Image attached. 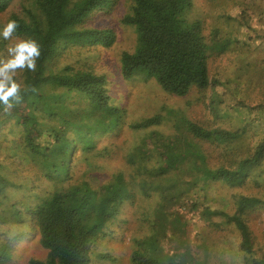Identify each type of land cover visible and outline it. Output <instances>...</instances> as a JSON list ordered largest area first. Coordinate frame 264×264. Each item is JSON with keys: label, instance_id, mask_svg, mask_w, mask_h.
I'll return each instance as SVG.
<instances>
[{"label": "rangeland", "instance_id": "374dc122", "mask_svg": "<svg viewBox=\"0 0 264 264\" xmlns=\"http://www.w3.org/2000/svg\"><path fill=\"white\" fill-rule=\"evenodd\" d=\"M20 1L0 13V28ZM132 3L109 0L82 24L109 30L111 45L72 43L49 62L54 71L67 66L104 77L109 96L105 106L95 108L76 90L58 88L65 113L68 108L74 113L67 115L71 128L63 121L67 130L58 156L70 161L69 181L91 178L99 184L114 171L124 172L126 181L135 173L141 179L134 181L118 216L103 227V237L93 241L91 264H132L138 245L154 264H243L240 233L224 222L222 211L233 213L240 195L262 200L245 219L254 238L253 255L264 254V154L241 186L213 181L211 168H236L264 142V0H191L183 9L187 21L202 24L210 76L208 86H193L186 95L165 91L145 71L123 76L122 56L138 44L135 26L122 21ZM191 122L242 134L226 142L205 140L192 134ZM20 130L10 125L0 130V173L10 182L0 195V215L5 216L0 241L13 244L4 264L45 259L47 250L27 207L60 184L42 174ZM38 139L48 141L46 135ZM13 205L21 210L20 222L9 220Z\"/></svg>", "mask_w": 264, "mask_h": 264}, {"label": "trees", "instance_id": "16d2710c", "mask_svg": "<svg viewBox=\"0 0 264 264\" xmlns=\"http://www.w3.org/2000/svg\"><path fill=\"white\" fill-rule=\"evenodd\" d=\"M13 3L14 0H0V13L6 12ZM108 3L109 0H21L18 9L6 18V22L9 19L18 22V35L36 39L42 54L35 72L24 70L17 76L22 88L30 86L35 91L22 94L21 102L11 109L6 110L0 105V130L7 125L21 129L25 149L37 161L42 174L60 182L38 203L27 207L39 230L40 242L47 250L45 259H31L30 264H91L93 241L103 237V227L118 216L123 200L130 196V188L139 178L135 173L132 180L126 181L124 172L114 171L107 181L99 184L91 178L69 181L70 161L66 164L61 157L58 159L62 152V137L67 130L62 124L66 119L65 122L71 125L72 117L67 115L73 113L71 108L65 113L64 98L58 88L76 90L90 99L95 108L105 106L109 96L105 92L104 77L67 66L54 71L49 62L63 47L72 43L111 45L113 36L109 30L82 25L90 12ZM190 6L191 0H133L131 11L122 21L135 26L138 44L133 53L122 56L125 78L137 71H145L156 78L162 89L176 95H186L193 86L204 88L209 85L208 45L202 24L189 22L181 15L183 9ZM5 45L6 41L0 38V52L5 50ZM49 120L56 123L47 125ZM188 126L195 137L210 141H231L242 134L238 130L205 129L192 122ZM44 135L48 141L40 142L38 138ZM263 154L264 142H261L253 155L241 159L236 168H211L213 181L222 179L230 186L243 185ZM128 161L135 164L131 158ZM9 185V179L0 173L1 196H5ZM261 203L262 200L255 196L240 195L233 213L222 211L224 222L232 224L240 233L243 264H264V254L253 255L254 238L245 219L246 213ZM20 211L13 205L9 220L22 221ZM0 216V222L4 221L5 216ZM139 246L132 250V264H154L155 260L143 257L138 251ZM12 251V242L0 241V264L11 259Z\"/></svg>", "mask_w": 264, "mask_h": 264}, {"label": "clouds", "instance_id": "9594fccd", "mask_svg": "<svg viewBox=\"0 0 264 264\" xmlns=\"http://www.w3.org/2000/svg\"><path fill=\"white\" fill-rule=\"evenodd\" d=\"M18 28L19 24L14 19H9L0 28V38L9 42L5 51L0 53V105L6 110L19 104L22 94L35 91L30 86L22 88L17 74L24 70L35 72L42 54L40 43L32 37L18 35Z\"/></svg>", "mask_w": 264, "mask_h": 264}]
</instances>
